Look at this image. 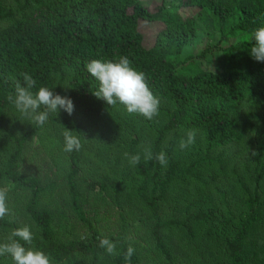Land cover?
<instances>
[{"label": "trees", "instance_id": "obj_1", "mask_svg": "<svg viewBox=\"0 0 264 264\" xmlns=\"http://www.w3.org/2000/svg\"><path fill=\"white\" fill-rule=\"evenodd\" d=\"M8 1L0 0V20L7 21L0 29V188L7 190L11 214L0 220V242L27 225L34 246L54 264H125L127 247L135 248L133 222L135 229L143 224L158 264H264V62L250 55L251 34L264 26V0H178L153 12L139 0ZM179 6L198 8L210 22L221 54L218 68L200 67L206 49L180 56L198 29L194 16L177 13ZM138 19L162 25L149 47L141 43ZM120 57L146 74L159 98L153 120L92 95L99 82L86 64ZM25 72L36 80L33 93L45 86L67 96L73 113L50 114L51 129L48 122L31 123L8 99L16 82L24 86ZM9 109L19 112L11 130L3 125ZM149 123L152 141H139ZM63 126L78 132L82 148L63 154V171L56 165L61 185L43 183L41 166L26 163L25 154L35 139L36 150L64 146ZM189 130L197 132L195 143L180 150ZM123 137L126 147L117 145ZM96 148L98 167L105 163L107 174L89 165L92 174L82 178V151ZM160 148L167 166L145 161L146 149L155 156ZM125 153H139L140 164L131 166ZM240 170L251 186L242 185ZM227 173L243 186V208L230 191L211 186ZM214 194L218 213L211 206ZM115 212L117 221L107 225ZM60 217L80 231L61 233ZM101 237L117 242V255L99 247ZM140 253L135 249L131 264H140ZM0 264L11 260L0 257Z\"/></svg>", "mask_w": 264, "mask_h": 264}, {"label": "clouds", "instance_id": "obj_2", "mask_svg": "<svg viewBox=\"0 0 264 264\" xmlns=\"http://www.w3.org/2000/svg\"><path fill=\"white\" fill-rule=\"evenodd\" d=\"M251 38L254 40L250 48L251 57L259 62H264V26L253 31ZM86 71L99 82L96 90L92 91L97 99L103 100L109 107L121 104L129 114H136L151 121L159 115L160 100L156 97L147 83L146 74L132 67L128 57H120L118 61H102L93 59L86 64ZM24 86L19 82L15 85V96H8L16 109L31 123L44 126L50 114L58 115L63 109L69 115L74 111V104L71 98L54 94L45 86H42L33 93L31 89L36 86V80L27 72L21 74ZM64 127V126H63ZM74 130L64 127V151L71 153L82 148L80 135H74ZM78 133V132H76ZM197 132L189 130L186 138L178 142L180 150L190 148L195 143ZM252 156L257 153L252 151ZM131 166H137L141 162V155H129L125 153ZM145 161L155 159L161 166H167L166 154L161 151L153 155L150 149L144 153ZM8 193L0 188V220L11 214L8 207ZM34 234L29 226L17 227L11 231L5 242H0V257L10 258L11 264H54L53 259L43 250L33 244ZM23 242V243H22ZM99 247L109 255H117V242L108 237L99 239ZM135 254V248L129 245L124 253L125 264H131V257Z\"/></svg>", "mask_w": 264, "mask_h": 264}, {"label": "rangeland", "instance_id": "obj_3", "mask_svg": "<svg viewBox=\"0 0 264 264\" xmlns=\"http://www.w3.org/2000/svg\"><path fill=\"white\" fill-rule=\"evenodd\" d=\"M6 4H9L8 0H4ZM21 2V0H19ZM142 5L149 11L153 12L156 10V8L160 5H163L167 9L171 8L172 4H176L178 0H139ZM177 13L181 16H194L196 25H197V38L194 43L191 45L184 46L181 49L180 56L184 57L186 55H195L200 53L203 49H206V52L203 56V59L199 61L200 67H202L205 70H210V69H216L221 63V54L219 49L217 48V35L213 32L211 28L210 22L206 19V16L204 14H200V11L196 7H187V6H179L177 8ZM7 25V21L5 20H0V29L5 27ZM137 31L141 34L142 40L141 43L145 47H149L152 44L153 40V35L155 34L158 29L162 27V25L158 21L154 22H147L144 20H137ZM14 96H15V91H14ZM18 111L14 109H9L6 112L7 118L4 121L3 125L8 129L11 130L18 124ZM54 121V120H53ZM20 126L25 127L26 124H19ZM53 126L52 122H48V129H51ZM140 140L139 141H146L147 143L151 142L154 135L152 132V124H147L144 126L142 129L139 130V136ZM51 138V137H50ZM36 140V139H35ZM34 140V141H35ZM120 141L118 142L117 145L120 147H126L127 146V138L123 137L119 139ZM9 141V140H8ZM33 140L30 142V146L28 147L27 153L25 154V161L28 159H32V162L34 161L36 165L41 166L40 170V178L42 179L43 183L50 182L54 180L55 183L58 185H61L63 183V180L61 178L56 177V175H59V171H63V166H65V161L63 160V154L66 155L67 152H65L64 146H59L56 145V149L59 150V156H57V150H48L46 147V150L44 148L38 147V149H34V145L36 142ZM6 145V144H4ZM144 146L143 148H145ZM53 148L54 147V142H53ZM162 149L160 148V152ZM99 148L93 149L91 151L89 150H83L81 154V160L83 166L79 168L80 174L82 178H86L89 170V165L90 167L93 166L96 172H100L103 175L107 174V169L104 166L105 163H102L100 167L99 165ZM27 163V161H26ZM57 165V166H56ZM30 164H26L27 169L29 168ZM91 173V171H90ZM92 174V173H91ZM214 181L211 182L212 187H216L218 189V192L224 193L225 191H230L233 197L235 198L234 200L238 203L240 201V205L238 208H243V201H244V194H243V186L244 187H249L251 184L248 183V176L247 174L243 171H238V178L242 182V185L239 184L237 181H235V177L230 175L229 173L225 175H220L218 174L216 177H214ZM57 191V188L55 189ZM59 193H62L59 192ZM213 204L211 206L213 207V210L217 212V210H221L219 208V203H220V198L218 194H214L213 196ZM71 213V212H70ZM69 213V215H70ZM63 216H66V213L63 214ZM111 221L107 224H113L114 220L115 222L117 221V213H113ZM57 225H63L59 226L62 227L61 233L65 235V233H73V232H79L80 227L73 224H69L65 222L61 217L57 220ZM106 225V224H103ZM135 226V223H130L129 228L130 230L133 229L134 234L136 237L135 239V249L142 251L139 255V263L144 264L146 262H155L157 263V259L154 256V252L152 251V246L149 237L147 236V232H145L143 224L139 223L137 226L138 229L133 228ZM68 236V235H66ZM71 237V236H70ZM68 236V238L70 239ZM158 264V263H157Z\"/></svg>", "mask_w": 264, "mask_h": 264}]
</instances>
